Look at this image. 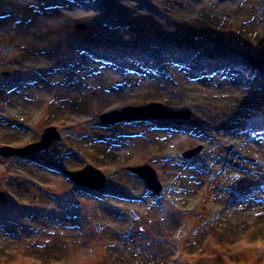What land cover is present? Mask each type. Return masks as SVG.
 I'll list each match as a JSON object with an SVG mask.
<instances>
[{
	"label": "rangeland",
	"instance_id": "374dc122",
	"mask_svg": "<svg viewBox=\"0 0 264 264\" xmlns=\"http://www.w3.org/2000/svg\"><path fill=\"white\" fill-rule=\"evenodd\" d=\"M0 17V148L60 133L0 155V260L264 264V0H0ZM150 103L189 119L100 120ZM89 164L104 190L66 176Z\"/></svg>",
	"mask_w": 264,
	"mask_h": 264
},
{
	"label": "water",
	"instance_id": "95a60500",
	"mask_svg": "<svg viewBox=\"0 0 264 264\" xmlns=\"http://www.w3.org/2000/svg\"><path fill=\"white\" fill-rule=\"evenodd\" d=\"M80 29L83 27L80 26ZM154 109L162 110L166 115H160L157 113H154ZM111 116H116L115 119L110 118ZM141 117H165V118H188V115L184 116L181 113H170L166 111L163 107L160 105H149L147 107L139 108V109H131L126 108L122 112L118 113L115 112L111 115H105L102 117L103 120L107 122H119L124 119H135V118H141ZM59 138V135L57 134L55 128H49L45 130V133L42 136V140L39 144L31 145L25 149H10V148H1L0 153L4 157L14 156V155H30L32 152L38 151L40 148H44L50 145V143L53 140H57ZM133 172L139 174L140 176L144 177V179L147 181V183L155 189L156 192H159L158 183L156 181L155 173L152 169L148 167H140V168H133L131 169ZM94 174L99 178V181H94L88 179L86 176ZM68 175L78 184V185H84L88 187H95V188H101L104 185V178L102 174L93 169L92 167L88 166L81 172L76 173H68ZM5 200V196L0 192V202ZM97 228L99 229V226L97 225Z\"/></svg>",
	"mask_w": 264,
	"mask_h": 264
},
{
	"label": "trees",
	"instance_id": "16d2710c",
	"mask_svg": "<svg viewBox=\"0 0 264 264\" xmlns=\"http://www.w3.org/2000/svg\"><path fill=\"white\" fill-rule=\"evenodd\" d=\"M11 256L9 257V256H4L1 260H0V264H11L10 262V260H11Z\"/></svg>",
	"mask_w": 264,
	"mask_h": 264
}]
</instances>
